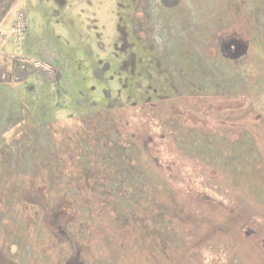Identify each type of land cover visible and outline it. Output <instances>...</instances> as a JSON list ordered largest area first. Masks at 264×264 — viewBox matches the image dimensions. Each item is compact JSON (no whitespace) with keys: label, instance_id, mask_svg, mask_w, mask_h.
Instances as JSON below:
<instances>
[{"label":"rangeland","instance_id":"1","mask_svg":"<svg viewBox=\"0 0 264 264\" xmlns=\"http://www.w3.org/2000/svg\"><path fill=\"white\" fill-rule=\"evenodd\" d=\"M15 5L0 264H264V0Z\"/></svg>","mask_w":264,"mask_h":264},{"label":"built area","instance_id":"2","mask_svg":"<svg viewBox=\"0 0 264 264\" xmlns=\"http://www.w3.org/2000/svg\"><path fill=\"white\" fill-rule=\"evenodd\" d=\"M27 23H26V17L24 15V13H18L16 20L14 22L13 25V35L15 37V39L17 40L18 44L20 45L22 43V41L24 40L26 34H27ZM4 33L1 29L0 26V55L2 52V48L5 42V37H4ZM2 77H6L5 75H3Z\"/></svg>","mask_w":264,"mask_h":264},{"label":"crops","instance_id":"3","mask_svg":"<svg viewBox=\"0 0 264 264\" xmlns=\"http://www.w3.org/2000/svg\"><path fill=\"white\" fill-rule=\"evenodd\" d=\"M16 3H19V0ZM15 6L13 8H15ZM14 94L16 93L10 83L0 82V102L3 100L1 103L6 110H9L13 106L11 103V98L15 96Z\"/></svg>","mask_w":264,"mask_h":264},{"label":"trees","instance_id":"4","mask_svg":"<svg viewBox=\"0 0 264 264\" xmlns=\"http://www.w3.org/2000/svg\"><path fill=\"white\" fill-rule=\"evenodd\" d=\"M18 0H0V25Z\"/></svg>","mask_w":264,"mask_h":264}]
</instances>
